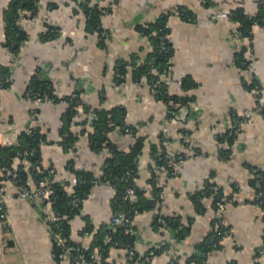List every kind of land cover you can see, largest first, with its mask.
Wrapping results in <instances>:
<instances>
[{"label":"crops","instance_id":"1","mask_svg":"<svg viewBox=\"0 0 264 264\" xmlns=\"http://www.w3.org/2000/svg\"><path fill=\"white\" fill-rule=\"evenodd\" d=\"M9 1L0 0V65L11 69L10 85L0 89L1 141L8 138L16 143L22 130L39 125L45 138L41 144L43 166L54 170V181L70 182L76 170L99 173L110 152L106 148L93 150L89 144L86 132L92 131L87 125L92 110L85 112L79 106L72 116L69 129L80 136L69 149L60 143L65 100L40 102L35 121L29 108L36 103L25 96L31 78L51 82L55 95L61 98L77 92L90 109H118L116 113L134 130L115 128L109 137L120 150H128L135 138L144 139L138 160L141 182L147 181L151 168L157 171L149 154L152 144L163 145L166 154L179 161L174 174L160 168L161 203L135 216L138 253L165 246L153 257L154 263L164 264L171 256L182 263L201 253L197 245L213 231V219L218 216L228 234L220 238L219 249L207 255L205 262L264 264V218L254 202L253 183L257 177L254 170L264 173V114L254 111L255 93L249 87L254 78L264 90V25L253 28L249 46L247 39L240 38L232 19H210L214 10L228 12L238 4L254 14L264 0H101L100 4L108 7V12L98 17L104 36L88 27L84 13L72 0H38V14L19 21L28 35L17 53H12L6 43L3 13ZM179 8L187 9L192 20L179 14ZM163 13L167 14L172 53L167 88L176 99L186 100L177 102L172 115L167 103L153 93L151 84L133 79L130 71L118 82L115 72L118 61L135 53L147 60L153 44L139 28ZM47 25L57 27L55 39L43 37ZM243 45L248 46L244 52L240 50ZM238 51L250 60L248 70L237 66ZM246 112L251 113L250 118L231 130ZM83 128L86 132L81 135ZM224 131L233 132L232 141L218 140ZM27 184L35 187L33 175ZM207 185L225 202L223 210L211 196L202 199L204 210L196 209L193 197ZM5 190L9 194L2 199L7 226L6 230L0 227V264H76L68 256L53 254V237L44 218L48 205L42 199L19 197L10 182L5 183ZM113 194L107 183L93 186L82 202L80 215L70 220L73 241L89 244L91 235L81 234L87 221L95 228L111 221ZM156 213L178 218L185 236L177 237L166 224L154 230L151 223ZM124 253L112 249L109 260L126 264Z\"/></svg>","mask_w":264,"mask_h":264},{"label":"trees","instance_id":"2","mask_svg":"<svg viewBox=\"0 0 264 264\" xmlns=\"http://www.w3.org/2000/svg\"><path fill=\"white\" fill-rule=\"evenodd\" d=\"M77 7L84 13L88 27L101 36L105 35V32L99 27L98 17L101 13H107L108 7L100 4L101 0H72ZM205 3L211 2V0H203ZM54 5L50 4V7ZM20 11L23 15L34 18L38 14V0H10L8 6L5 8L3 17L5 22L6 43L12 53H17L20 49L22 41L27 39V33L19 23ZM183 17L192 20L193 15L185 8H179L177 10ZM230 19L236 24L237 33L241 39H247L249 46L251 45L253 28L256 26L264 25V1L260 2L257 6V10L254 14H248L242 5L238 4L233 8L228 9ZM139 31H142L144 36L152 42L153 49L148 54L147 60H141L138 53L133 54L129 59L118 61L115 72L117 75V81L123 79L124 74L130 71L133 79L137 81L145 80L146 83L151 84L153 93L164 100L167 103L169 110H175L177 105L186 103L184 97H179L169 93L167 85L160 79V73L168 66L171 59V47L168 40V26H167V14L163 13L155 21L146 23L140 26ZM154 32L153 34H150ZM57 36V27L52 25L46 26V31L43 32V37L47 39H55ZM160 37H164L165 44L167 45V51H160L158 44L160 43ZM248 46H242L241 51H246ZM138 54V55H137ZM244 55L238 51L235 55V62L239 68L248 67L250 60H245V66L239 64V58ZM170 72V71H169ZM0 89H5L10 85L11 69L8 66L0 65ZM260 85L254 78L251 79L249 87L253 90V85ZM30 92V97H41V102L46 99L65 100L67 108L63 114V124L61 127L62 139L60 143L64 147L72 148L75 141L78 140V134L70 131L69 123L72 116H74L81 106L85 112L95 113L96 119L93 120V131L86 132L83 128L81 135L86 132V136L89 139V144L93 150L108 149L109 155L104 160L100 168L99 175L91 171L79 170L74 172V176L77 177L76 183H70L67 180L54 181L52 176L48 174V170L43 168L41 162V144L45 141L43 134L40 132L39 125H33L25 130H22L17 137V142L12 144L0 145V179L3 183L8 180H15L16 186H26L29 175H33L35 183L41 178L48 177L52 182L54 188L55 200L52 204L53 212H59L62 215L59 221V227L64 237V244H58L53 238V254L55 257L68 256L71 261L77 264V255H83L87 264H119L115 260H109V255L112 249L125 252L126 264H134L139 259L142 264H156L153 261V257L158 255L165 249V246H153L146 250L143 254L138 253L135 248V240L137 239L135 234L134 219L140 213L148 212L155 209L161 203L162 189L158 185V178L160 175V167H163L169 174L175 173V164L171 159L173 157H167L166 148L163 145L152 144L150 153L156 162L155 169L151 168V174L146 182H141L139 177L138 160L143 153L144 139L141 137L135 138V142L128 150H120L109 137V132L113 130L117 125L126 124L121 114L116 113L118 109H106L104 107H96L90 109L89 106L84 105L77 92H72L66 96L58 97L54 93L51 82L39 78L32 77L28 83L25 96L27 97V91ZM178 102V104H177ZM39 112V109H38ZM262 114H264V107ZM108 115H110L112 122L108 121ZM234 117V115H232ZM242 118V117H241ZM240 117L236 120V124L231 128L235 130L240 122ZM238 123V124H237ZM130 126V125H129ZM131 131L134 130L131 126ZM239 128V127H238ZM223 136L218 137V140L228 139L232 141L233 132L224 131ZM162 135L159 134V141ZM176 156V155H175ZM16 162V164H15ZM26 162L32 163L33 167L26 165ZM258 177H254L253 183L256 185V191L262 190L264 187L260 185L264 180V173L257 171ZM16 175L15 177L13 175ZM2 183V184H3ZM99 183L109 184L114 194L111 198L113 216L124 212L130 219V223L126 226L116 224L110 226L108 223L95 228L90 222H86L82 228V235H91L89 244L83 245L80 242H75L70 238V220L77 215H80L81 206L84 199L87 197L90 190L94 185ZM141 183H146L143 185ZM66 184V188L64 187ZM264 184V183H263ZM260 185V186H258ZM128 187L135 188L134 200L124 199L123 195ZM149 189V191L147 190ZM147 191L149 193H147ZM219 193L215 194V191L211 186H206V189L202 192H198L194 197L196 209L200 211L204 210L202 199L205 196H211L214 201H219ZM77 199L78 204L74 206L72 200ZM254 202H256L254 200ZM5 209V208H4ZM216 217L213 219L214 228L210 235L204 239L201 244L197 245L199 255L193 254L189 256L184 262L180 263L179 260L171 256L170 259L164 264H207L204 258L219 249L220 238L223 236L221 230L225 229L222 224H216ZM152 227L154 230H160L165 228L166 225L170 226L175 231L176 236L184 237L186 232H183L184 226L178 218L170 219L169 217L156 213L152 221ZM166 224V225H164ZM132 229L133 232H130ZM186 231V230H185ZM108 238V239H107ZM67 248H70L69 250ZM98 255V259L95 257ZM228 264H236L230 261ZM257 264V263H256Z\"/></svg>","mask_w":264,"mask_h":264},{"label":"built area","instance_id":"3","mask_svg":"<svg viewBox=\"0 0 264 264\" xmlns=\"http://www.w3.org/2000/svg\"><path fill=\"white\" fill-rule=\"evenodd\" d=\"M219 18H230V15L228 12L222 11V10H214L211 15H210V19L212 20H217ZM21 19H25V20H29L31 19L30 17H27L25 15H23V12L20 11V15H19V21ZM154 32H151L150 34H153ZM140 34L144 35L142 31H140ZM234 38H238L237 34L233 35ZM161 41L158 44L159 50L160 51H167V45L165 44V40L164 37H160ZM248 59V57L246 55H242L239 58V64L241 66H245V60ZM171 69V59H170V63L168 64V66L160 73V79L166 84L169 85L171 83V79L169 77V71ZM243 70H248L249 69V65L248 67L245 68H241ZM1 80H0V84H1ZM253 91L255 93V99H256V105L254 107V111L256 112H262L263 111V107H264V90L262 88V86L260 85H253ZM30 92L29 90L27 91V98L31 99L32 101H34L36 104L33 105L31 108H29V113L31 116H33V118L35 119V121L38 120V116H39V112H38V104L41 102V97L39 96H34L33 99L30 97ZM176 110H169V114H175ZM250 112H246L245 115L240 119L241 122H246L247 119L250 118ZM90 118L87 122V125L89 126V128L93 131V120L96 119L95 113L92 112L90 114ZM108 121H110V124L112 122V119L110 117V115H108ZM30 127V126H28ZM115 128H118L120 130H123L124 132H131V128L130 126L126 123V124H122V125H117ZM114 128V129H115ZM111 132V131H110ZM109 132V133H110ZM1 134V132H0ZM13 142L9 141L8 138H5L4 140L1 141L0 138V145L3 144H12ZM167 157H171L169 155H167ZM172 162H174L175 165H177L179 163L178 160L175 159H171ZM26 165L29 166L30 168L33 167L32 163L30 162H26ZM44 169L48 170V174L52 175L54 170L52 168H48V167H44ZM163 168V167H160ZM255 175L258 177L259 174L257 173V170H254ZM100 173V172H99ZM99 173H97L96 175H99ZM14 177L16 176L15 174L13 175ZM10 182L13 185H15L16 187V194L19 197L22 198H26L28 200H34V199H42L46 205H48V213L45 214L44 218L47 222V225L49 227L50 233L52 235V237L54 238V240L56 241V243L58 244H64V237L61 233L60 227H59V221L62 218V215L59 214V212H53L52 210V204L54 203L55 200V195H54V188L52 185V182L49 181L48 177L45 178H41L40 180H38V182L35 184L34 188H30V187H26V186H20L17 187L16 186V182L15 180H8L7 183ZM77 182V177H73V179L70 181V183H76ZM0 179V227L5 228L4 230H6V226H7V215L4 209V205L2 203V199L5 196H8V192H6L5 190V183H3ZM66 184H64V187L66 188ZM149 191V189H147ZM147 191V193H149ZM124 199H129V200H134L135 198V188L134 187H128L126 188L124 195H123ZM255 205L257 207L260 208L261 210V214L264 218V192L262 190H258L257 193L255 194L254 197ZM72 204L74 206H76L78 204L77 199H73L72 200ZM216 205L217 208L219 210H223L226 206L224 201H216ZM130 223V219L128 218L127 214H125L124 212H120L116 215L113 216V218L111 219V221L108 223L110 226L116 225V224H120V225H128ZM216 224H221L220 218L217 216V219L215 221ZM130 232H133L132 229H129ZM221 234L222 235H226L228 234V229H223L221 230ZM108 239V238H107ZM68 250L70 248H67ZM96 258L98 257V255L95 256ZM77 264H87V262L84 259V256L81 255H77ZM99 258V257H98ZM97 258V260H99ZM143 262H141L139 259L136 260V262L134 264H142Z\"/></svg>","mask_w":264,"mask_h":264}]
</instances>
